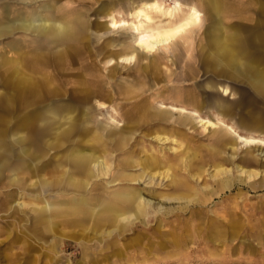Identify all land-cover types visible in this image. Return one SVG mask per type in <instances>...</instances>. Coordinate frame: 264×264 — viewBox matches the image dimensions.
I'll return each mask as SVG.
<instances>
[{
    "label": "rangeland",
    "instance_id": "obj_1",
    "mask_svg": "<svg viewBox=\"0 0 264 264\" xmlns=\"http://www.w3.org/2000/svg\"><path fill=\"white\" fill-rule=\"evenodd\" d=\"M217 1L218 13L209 11L210 0H156V6L149 1L146 11L153 24L172 22L192 9L201 22L155 53H144L134 46L131 26L108 27L111 13L116 20L138 23L135 6L143 0H0V264H264V146L245 147L228 129H205L191 115L173 114L167 107L197 111L204 119L218 115L242 136L255 132L236 123L250 110L264 114V99L253 90L248 74L227 79L219 76L225 74L220 68L204 63L205 35L213 21L220 20L226 34L238 32L243 39L264 14L258 0ZM60 6L76 10L67 20H58ZM77 19L82 22V70L80 75L58 72L62 47L55 46V38H68L66 22ZM130 52L135 53V63L116 62ZM34 55L41 61L34 62ZM110 60L116 63L109 65ZM154 61L157 78L154 70L144 67ZM34 65L38 70H32ZM38 82H45L48 91L34 93ZM135 82L141 90L129 92ZM218 85L228 86L231 93L223 96ZM192 93L196 96H189ZM217 99L229 104L230 111L220 114ZM159 103L166 105L161 113L166 118L136 121L139 115L158 111ZM66 112L77 116L76 135L93 138L109 167L104 175L96 171L78 198H87L98 218L119 219L134 212L99 210L104 202L96 203L95 195L124 204L120 198L141 193L152 206L146 204L140 216L99 227L89 221L80 226L59 221L68 218L56 212L62 207L59 201L72 192L55 191L56 184L50 187L44 180L55 181L68 161L73 138L53 141L50 121ZM27 117L25 132L34 140L20 146L18 127ZM157 134L169 140L159 142ZM254 135L264 139V132ZM220 141L226 149L219 147ZM201 149H222V165L234 177L236 164L260 173L247 184L226 186L212 164L203 172L189 170L188 160L197 159L192 155ZM242 157L255 164H243ZM156 171L160 175L153 179ZM95 187L99 191L92 190ZM44 202L52 205L49 228L34 222L35 210Z\"/></svg>",
    "mask_w": 264,
    "mask_h": 264
},
{
    "label": "bare ground",
    "instance_id": "obj_2",
    "mask_svg": "<svg viewBox=\"0 0 264 264\" xmlns=\"http://www.w3.org/2000/svg\"><path fill=\"white\" fill-rule=\"evenodd\" d=\"M149 1H152L153 5L156 6V0H143L142 3L135 6L137 13L136 17L139 21L138 23L130 24L125 20H116L114 17L115 15L112 16L113 14L111 13V18L109 17L110 24L108 26L109 28L113 29L131 26V35L133 37L134 46L139 47L144 53H155L161 46L174 41L186 30L191 29L194 25H197L201 22V18L198 12L195 9H192L186 16L179 17V19L174 20L172 22L153 24L151 22V17L146 11L150 4ZM258 2L260 6L259 12L261 14H264V0H258ZM208 8L209 11L214 13H218L221 10V6L217 0H210ZM75 10L71 9L70 7L60 6V8L56 10L55 17L58 20H67L66 16L69 15V13L73 14ZM1 18L2 17L0 16V20H2ZM145 20L151 23L145 25ZM81 28L82 22L80 20H70L66 22V31L69 35L68 38H55V46L59 45L60 47H62L60 53L58 54L59 59L56 62V70H58V72L63 71V69H66L68 70V72H74L75 74L77 73L80 75L79 71L82 70V66L79 67L78 61H80L79 55L82 54V50L78 48V39L81 37ZM205 37L206 43L208 45V50L205 56L204 63L220 68L223 73H225L226 76L229 77L236 76V74L238 73L248 74L251 77V84L253 90L259 97L264 99V16L259 17L257 23L254 26V29L247 35V37L243 39H240L238 32L230 35L226 34L224 29L222 28L220 20H215L210 24ZM24 46L25 45L23 44L22 47ZM250 48H252L253 50L249 52L248 50ZM68 56L69 61H66V58ZM135 57V53L130 52L126 55L120 56L119 59L116 60V62L125 65L135 63ZM32 59L34 62L41 61L38 55L32 56ZM116 62L110 60L109 65H112ZM144 67L145 69L154 70L155 78L159 77L157 76L158 66L156 65L155 61L146 63ZM38 68V66H32V70H38ZM17 73H19V70H17ZM52 73H54V70L50 74ZM46 75L47 78H50L48 72H46ZM54 75L55 73L53 74V76ZM74 81H78V78H76ZM42 83L43 82H38L37 85L39 86L33 87V91L37 95H39L43 91V89H46L48 91V88L46 86L43 87V84L45 82L43 84ZM130 86L131 87L129 89V92L134 93L139 92L141 90V85L137 82L131 83ZM218 89L220 90L223 96L229 95L231 93V90L228 88V86L218 85ZM121 90L124 93H128V89L122 88ZM25 93L26 92L23 89L21 95L24 96ZM215 104L220 114H223V112L226 113L230 111V105L225 103L221 99H217ZM167 107L168 110L173 114L177 113L183 116H185V114L191 115V117L195 118L196 122L200 123V125L203 126L205 129H216V131H222V128L228 129V131L235 135L237 140L242 143L245 147L264 146V139L258 138L256 137V135H254L258 131L260 133L264 132V114H261L260 112L255 113L250 110L247 113L246 118H242L238 121V123H236L237 126H241L243 128L242 130H248L250 133L251 130H254L255 132L254 134L251 133L250 136H242L238 133V131L233 128V126L225 124V122L218 115H216L215 119H204L200 117L197 111H188L184 107H178L174 105H168ZM163 108H166V105L159 103V109H157L158 111H148L147 113L139 115L136 121L139 122L145 117L151 118V120H162L163 118H166L165 116L161 115V113H164V111L162 110ZM28 120L29 117L24 118V120L19 124L18 127V132L20 134L16 138V142L20 146H24L28 142L34 140L32 139V135L28 134L29 132H25V127L28 124ZM77 120V116L71 114L70 112L60 114L57 116V118L54 117L50 120L53 124V127L51 128L52 134H54L53 141H59L62 139L64 141H67L73 138V140L71 141V145H69L70 152L66 167H64L61 174L57 175L55 181H50L49 179L44 180V183L47 186L54 187V185L56 184V186L54 187L55 191H62L66 189L72 192V196L67 197L64 200L60 199L59 201L62 207L59 206L60 209H58L56 212H59V216L68 217L67 219L65 218V220L64 218H60L59 221L74 222L75 224H79V226L80 224L89 221L91 225H93V227H99V225L102 226L107 222L118 223L120 220H124L126 219V217H129L131 215H134L135 217L140 216L142 213H144L147 205H150V200L143 198V196H141V193L123 199L120 198V200L124 204L113 202L111 199H109L107 195L104 194L95 195L94 198L96 203L97 201L104 202V204L99 207V210L108 211L114 209L116 210V212H118V210H121L120 208H127L132 209V211L134 212L131 213V215L121 214L119 219L116 218V216L113 217L111 215L110 217H106L103 219L98 218L95 212L88 208V199L85 197L78 198L77 195L86 192L91 183V180L97 176L96 171L98 172V174L104 175L107 173L106 171H108L109 167H107V164H105L102 153H99V145L93 138H80L79 135H76L79 130L77 129ZM111 134L112 132H110V135ZM154 137L159 142H167L169 140V137H167L166 135L157 134L154 135ZM222 141L218 142V145L220 148L224 149L225 145ZM86 146L88 147L87 150L85 148ZM229 149H231V153L236 152V149H234L233 146H230ZM192 157H197V159L191 158L190 160H188L187 163H189V170L192 171L197 168L199 171L203 172L205 169L204 167L207 164H212L215 168L214 174L222 175L223 183L229 187L233 185L235 181H239L242 184H247V182H249L248 180L254 179L260 173L259 171L253 168H248L240 164H236L235 168L237 174L234 177L233 175H231L232 170L230 168H225L222 165V162H224L226 159L222 149H216V151L214 152H206L201 149L199 152L194 153ZM240 159L245 165L255 164L252 160L248 158L242 157ZM227 161L231 163L235 162V160L232 159H227ZM166 173H168V169ZM262 173H264V170H262ZM155 174L160 175V172L156 171L155 173H153V175L151 176L153 179L155 178ZM123 179L124 178L121 177L119 180ZM114 182L115 183H113V185L121 184V181ZM96 189L98 190L97 187L93 188L92 190ZM152 203L153 205L155 204L154 202ZM16 204L20 203L17 202ZM50 208H52V205L46 202L36 208L34 215L35 225H39L42 227H46L48 225L47 228H49V223L52 222L48 214Z\"/></svg>",
    "mask_w": 264,
    "mask_h": 264
},
{
    "label": "crops",
    "instance_id": "obj_3",
    "mask_svg": "<svg viewBox=\"0 0 264 264\" xmlns=\"http://www.w3.org/2000/svg\"><path fill=\"white\" fill-rule=\"evenodd\" d=\"M219 75V74H218ZM219 76H222V77H224V78H227V79H229V78H231V77H229V76H225V74H220ZM189 96H196V95H194V93H192L191 95H189ZM180 102H182V101H180ZM184 102V104H187V102H185V101H183ZM246 111V110H245ZM244 111V112H245ZM3 204H5V202L3 203Z\"/></svg>",
    "mask_w": 264,
    "mask_h": 264
},
{
    "label": "snow or ice",
    "instance_id": "obj_4",
    "mask_svg": "<svg viewBox=\"0 0 264 264\" xmlns=\"http://www.w3.org/2000/svg\"><path fill=\"white\" fill-rule=\"evenodd\" d=\"M114 27H115V25H114Z\"/></svg>",
    "mask_w": 264,
    "mask_h": 264
}]
</instances>
